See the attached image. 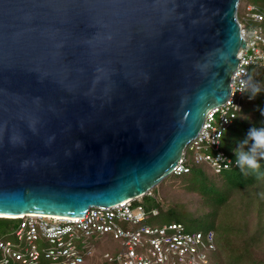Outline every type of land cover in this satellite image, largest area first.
<instances>
[{
  "label": "water",
  "instance_id": "water-1",
  "mask_svg": "<svg viewBox=\"0 0 264 264\" xmlns=\"http://www.w3.org/2000/svg\"><path fill=\"white\" fill-rule=\"evenodd\" d=\"M239 2L0 0L1 218L83 217L167 178L230 95Z\"/></svg>",
  "mask_w": 264,
  "mask_h": 264
},
{
  "label": "built area",
  "instance_id": "built-area-1",
  "mask_svg": "<svg viewBox=\"0 0 264 264\" xmlns=\"http://www.w3.org/2000/svg\"><path fill=\"white\" fill-rule=\"evenodd\" d=\"M253 9L246 7V18L264 23V15L252 13ZM239 25L245 48L239 51L238 65L230 76V95L206 114L201 130L183 150L170 175L188 173L189 160L207 165L216 174L232 166V160L221 150V138L242 112L243 99L252 101L249 92L259 89V84L249 79V71L264 69L260 29ZM141 198L112 207H92L83 217H4L19 222L8 233L9 238H0V264H83L98 254L97 243L103 239L105 245L107 241L115 243L112 252L99 253L111 264H208V255L215 249L213 231L186 232L180 223L148 225L147 219L157 211L134 204Z\"/></svg>",
  "mask_w": 264,
  "mask_h": 264
},
{
  "label": "trees",
  "instance_id": "trees-1",
  "mask_svg": "<svg viewBox=\"0 0 264 264\" xmlns=\"http://www.w3.org/2000/svg\"><path fill=\"white\" fill-rule=\"evenodd\" d=\"M242 1L240 0L237 7L238 23L259 28L264 37V23L246 18L245 11L247 6H253L252 13L264 15V0H245V5L241 8ZM259 72L262 73L259 92L255 96L252 95L253 91L249 92L253 96L252 101L243 99L242 112L221 138V150L232 160V166L216 174L207 165H195L189 160L188 173L181 176L170 175L172 178L167 177L154 188H158L156 194L152 189L138 202H134L147 210L155 209L157 215L149 216L152 219L163 212L168 213V223L181 224L180 220L205 218L210 223L208 230L214 233L215 244L214 251L208 255V264H264V175L258 176L246 168L242 169L236 162L237 150L248 152L251 148V141L244 143L249 130L264 127V69L254 68L252 72L249 71V79L258 83ZM255 156L260 172L264 174V156L259 150ZM166 185L172 188H166ZM173 188L181 190L187 196L195 195L198 199L196 206L191 201H164L163 193ZM253 214L254 221L251 224L249 219ZM18 222V219L0 218V238H9L8 233L16 228ZM103 240L97 243L98 247ZM98 249V254L83 264L97 262L95 260H98L96 264H111L99 256L100 252L105 251L104 248ZM112 250L114 249L109 251Z\"/></svg>",
  "mask_w": 264,
  "mask_h": 264
},
{
  "label": "rangeland",
  "instance_id": "rangeland-1",
  "mask_svg": "<svg viewBox=\"0 0 264 264\" xmlns=\"http://www.w3.org/2000/svg\"><path fill=\"white\" fill-rule=\"evenodd\" d=\"M247 1L248 2H252L253 0H247ZM240 5H241V8H243L244 5H245V0H243L240 3ZM253 70L254 69H251L250 72H252ZM261 74H262L261 72H259L257 74V78H259L258 79V84H260V85L262 84V82H261ZM168 178H172V176H168ZM165 179H163V180H165ZM171 185L172 186H175V184H171ZM168 187H171V186L170 185H166V188H168ZM154 188H153V190H154L153 193L156 194L157 191H158V188H156V189H154ZM162 198L166 202L179 201V203H186L188 201H191L194 204L193 206H196V204L198 203V199H197V197L195 195L187 196L181 190L174 189V188L172 190L167 191V193H163V197ZM169 220H170L169 214L163 212L158 217H155L153 219L151 217H149L147 219V222L146 223L148 225H151V226H159V225L166 224V223L170 222ZM253 221H254V214L250 217L249 223L252 224ZM180 222L184 226L186 232H195L196 230L205 232L206 230H208L209 225H210V223L207 222L205 220V218H203V217L201 219H191V220H188V221L180 220ZM89 242L92 243L93 242V239L91 238L89 240ZM114 246H115V243L113 241H107V244L106 245L104 243H102V244L99 245L98 248H100V249H103L104 248V250H106V249L107 250H111V249H113ZM95 261H97V262L90 263V264H96V263H98V260H95Z\"/></svg>",
  "mask_w": 264,
  "mask_h": 264
},
{
  "label": "clouds",
  "instance_id": "clouds-1",
  "mask_svg": "<svg viewBox=\"0 0 264 264\" xmlns=\"http://www.w3.org/2000/svg\"><path fill=\"white\" fill-rule=\"evenodd\" d=\"M259 92L256 88L252 95L255 96ZM204 97H201L203 99ZM235 121V120H234ZM233 124V123H232ZM232 124L228 127L230 128ZM227 131V130H226ZM251 141V148L248 152L242 150H237L236 152V162L237 165L242 169H248L251 173L259 175H264L260 172V165L257 162L255 153L259 150L261 155L264 156V127L262 128H252L249 130L247 140L244 141L245 144ZM220 159V158H217Z\"/></svg>",
  "mask_w": 264,
  "mask_h": 264
},
{
  "label": "bare ground",
  "instance_id": "bare-ground-1",
  "mask_svg": "<svg viewBox=\"0 0 264 264\" xmlns=\"http://www.w3.org/2000/svg\"><path fill=\"white\" fill-rule=\"evenodd\" d=\"M0 217H3L2 215H0ZM7 217V216H6ZM10 218H15V217H13V216H9ZM19 217V216H18Z\"/></svg>",
  "mask_w": 264,
  "mask_h": 264
}]
</instances>
